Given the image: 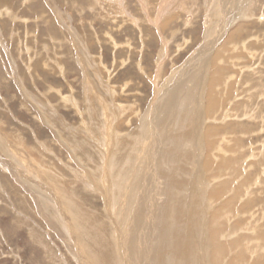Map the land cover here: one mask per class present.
Instances as JSON below:
<instances>
[{
  "label": "rangeland",
  "instance_id": "obj_1",
  "mask_svg": "<svg viewBox=\"0 0 264 264\" xmlns=\"http://www.w3.org/2000/svg\"><path fill=\"white\" fill-rule=\"evenodd\" d=\"M226 2L0 0V264H92L87 247L99 236L95 220H103L102 237L111 243L108 212L119 205V214L124 212L120 193L126 198L133 186L125 178L113 191L116 196L120 190L116 203L106 200L104 190L117 183L126 154L131 156L129 145L123 151L126 144L142 134L148 143L153 132L164 138L168 128L155 129L151 121L159 95L194 71L204 79L197 86L195 77L188 80L186 90L195 96L218 66L222 84L211 89L217 102L211 113L200 115L203 129L216 131L210 143L204 139L189 151L199 155L200 167L194 165L204 182L203 241L216 232L220 264L240 250L259 254L258 264H264V0ZM225 12L233 27L223 30ZM237 28L238 37L226 44V35ZM187 121L182 128L192 130ZM189 141L183 143L191 146ZM119 143L123 149L117 152ZM108 150L112 162L105 158ZM158 152L147 156L156 159ZM134 157L131 169L139 161ZM129 223L119 224L123 233ZM197 248L193 254L202 253ZM145 256L136 264H147ZM205 259L217 264L215 255Z\"/></svg>",
  "mask_w": 264,
  "mask_h": 264
},
{
  "label": "bare ground",
  "instance_id": "obj_2",
  "mask_svg": "<svg viewBox=\"0 0 264 264\" xmlns=\"http://www.w3.org/2000/svg\"><path fill=\"white\" fill-rule=\"evenodd\" d=\"M226 1L227 0H225V3H227ZM241 2H244V1H241ZM221 5H224V4H221ZM237 5L238 4H236L235 6ZM225 6H227V4ZM225 6H224V10H225ZM233 8L234 10L236 9L237 11V8L235 7ZM231 10H232V7H231ZM226 12H225L226 16H224L226 21L223 22L224 24L222 25V28H221L223 30L231 22L230 20L233 18L229 15V13H226ZM215 18L217 19V17ZM241 20L243 21L244 19H241ZM213 25L216 26L215 24ZM240 30H241L240 28L239 29L237 28L231 33H228L226 35L227 36L226 39L224 40L225 43L226 41H230L232 43V41H234L238 37V33ZM213 43L214 41L212 42V44ZM211 49L213 50V48ZM211 61L213 62V60ZM215 61L217 62V60ZM216 65L218 66V64ZM219 67L220 66H218L217 69L211 72L209 76L210 78L209 79L207 78V85L205 82V85H203L202 90L197 91L196 93L193 92L195 96L191 97L189 91L186 90L187 85H188L187 83L188 80L195 77L194 81L192 80L193 81L192 85L197 86L199 83L203 84L204 79L201 78V74L197 75L198 74L197 72L193 73L194 71H191L187 76H184L183 80L177 81L170 88L165 89L164 92L161 94V96L159 95L160 99L158 100V103L154 105L153 111L151 110V113H152L151 121L155 129L159 128L161 131H164V128H168L167 131H164V134L161 133L162 135L165 136L164 138H166L164 142L162 140L164 139L163 137L160 140V137H156V135L154 134L155 132H153L150 138H149L150 134H148V138H149V139L147 138L148 139L147 141H149L148 143L142 141L143 136L145 135V134H142V137H141L142 140H140L139 136H136L135 139L132 140L131 142L132 144H126L125 149H123V146L120 143L117 145L116 147L117 152L121 151L122 149L123 151H128L126 148L128 147L127 145H129V147H131V149L129 148L130 149L129 151L131 152L130 153L131 156L126 154L127 155L125 156L126 165H125L124 170L120 173V178L116 180L117 183L115 184L113 183L110 189L107 188V190H104V194L106 195V200L107 201L113 200L112 202L116 203L114 202V200L116 198L118 199L120 190H118V194L116 196L113 194V191H115L116 193V190L119 188L118 187L119 183L124 184L125 178H126V181L127 179H130L128 181H131V182L133 181L132 188H135L137 192L135 190H132V188H129L126 198H121V193H120L119 200L122 204L125 205V210L122 214H119L121 213L120 209L122 208L120 207V205L117 209L116 208L115 210L113 209L114 211L112 210L113 214L111 210L108 212L107 217L110 218L109 220L113 218V220H111V223L114 224L113 226L114 230L111 229V231H113L111 236H115V237H111L112 238L111 243L106 242V240L104 239V236L102 237V235L106 232L103 226L104 225L103 220H100V221L95 220V222L98 224V228H100V229H97L98 230L97 235L99 236L94 239L90 238L88 240L90 241V243L89 245L87 244L88 245L87 248L90 253L89 257L91 259L92 264L93 262L96 264H136L137 259L138 258L140 259L143 255L144 256L146 255L147 257H149L147 264H171V263L172 264H194V261H196L195 264H200V263L206 264V259H205L206 255H209V257L210 256L213 257L215 255L217 264H220L221 261L219 257L221 254L220 251L222 250V247L220 248L218 244L217 237L215 236L216 232L215 233L210 232L208 235V238L206 237L207 238L206 242L204 243L203 241V239H205L203 237L207 235L206 234L207 232L205 231V219H204L205 216L203 218L202 213H201V207H202V210H204V207L200 205L201 204L200 203V197H201L200 192H202L204 189L203 188L204 182L202 183L201 181H199L201 180L202 176L199 175V168H197L198 171L196 172L195 170L196 165H194V163H197V167H200L199 160L196 158L199 155L198 154L195 155V153L191 154V152H189L190 149L192 148H198L197 145L204 139L206 140L207 144L210 143L209 141L210 137L216 131L215 126L213 130H212V127H208V126H206L205 129H203L206 124V119L204 117L203 119L202 117H200V115L204 116L207 113H211L210 110H212L214 107L212 105L215 104V102H217L216 100L217 95L216 94L215 96L212 95L211 89H214V87H218V86L220 87L222 84V79H221L222 76L218 72V70H221V68ZM197 76L199 77L198 79H196ZM225 85L227 86V82H225ZM192 89H194V87H192ZM213 91L216 92L218 91V89L213 90ZM203 96H206V98L204 100L205 102L202 104ZM171 114H176V117L172 119L170 117ZM187 120H190V121H187ZM186 121L190 123L189 127H192V130H188L187 127H185L186 129L182 128L183 126L182 123ZM187 139L190 140L189 143L191 144V146H188L185 143H183L184 140H187ZM154 142H158V147H157V144L156 145L154 144ZM175 144H176L175 150H172L171 146L172 145L174 146ZM146 145H149L151 149L149 146L146 148ZM167 145H169L168 147L169 149L164 148V146L167 147ZM132 146H134L135 148L133 149ZM145 148H146L147 155L149 154V151H152V149H154V152L157 149L159 151L158 152L159 157L156 159H152V157L148 158L147 155L142 154ZM217 149L219 150V148ZM108 152L110 153L111 151L108 150ZM201 152H206V151H201ZM109 153H106L107 155L105 156V158L107 161L112 162L115 160V155L111 153H110L111 155H108ZM134 153H136V155H134ZM189 153L192 156H190ZM138 154L143 155V157L141 156L142 157L141 160L139 159L140 155ZM133 155L136 156L139 159V161L136 164L134 163L133 164L134 168L131 169L130 162L133 163V160L135 158ZM187 160L189 161V164H191V167H189V164L186 163ZM156 161H158L159 165L156 163ZM207 162H209V160H207ZM163 164H165V166ZM207 167H210V166H207ZM132 171H134L133 175L131 173ZM186 173H188L189 175H199V177L197 179L194 178L195 180L189 181L185 177ZM200 174H201V171H200ZM109 176L110 174H107L106 177H104V180H106ZM209 182H211V180ZM224 183L225 182H223V184ZM160 184L162 187H160V190H159ZM146 185L148 186L147 189H146ZM207 187H209V185ZM125 189H126V186H125ZM125 195H126V192H125ZM160 195H162V197H159ZM231 197L232 196H230L228 200H231ZM155 198L156 199L159 198V200L161 201L159 204H157V207H154V205L156 204ZM132 201H135L134 207H131L128 210L127 207L130 205L129 202L132 203ZM242 207L243 206H241V209ZM229 210H230V207H229ZM207 213L205 212V214ZM216 213L214 215L217 216ZM119 215L121 216V218H119ZM115 216L117 218L116 219L117 221H114ZM104 219H107V218H104ZM128 222H130L128 226V230L126 231V233H123L122 228L119 227V224L128 223ZM151 223L153 224V226H151ZM146 238L147 240L150 239L147 242L148 244L147 247H146V241H145ZM151 238H152V241H151ZM113 239H117L116 242L119 245L116 244V247L118 249L121 248V250L123 251V254H120V252L117 251L115 244L113 242ZM139 242L143 246L138 245ZM205 244L207 246V249H205L206 248ZM198 246L199 248H201L202 253L206 250H208V252L207 253L205 252V254H202V253L193 254V249ZM144 250H146L148 254H143L145 253ZM240 251L234 254L231 260L223 264H233L234 261H236L237 264H258V258L260 256L259 254H241ZM140 264H143L142 261Z\"/></svg>",
  "mask_w": 264,
  "mask_h": 264
}]
</instances>
